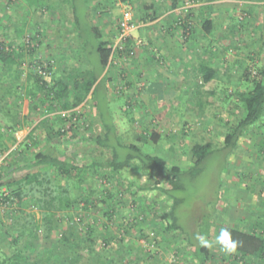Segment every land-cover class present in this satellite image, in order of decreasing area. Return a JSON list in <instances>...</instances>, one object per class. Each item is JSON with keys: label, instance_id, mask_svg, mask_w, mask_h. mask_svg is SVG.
<instances>
[{"label": "rangeland", "instance_id": "obj_1", "mask_svg": "<svg viewBox=\"0 0 264 264\" xmlns=\"http://www.w3.org/2000/svg\"><path fill=\"white\" fill-rule=\"evenodd\" d=\"M74 4L0 0V41L4 38L14 47L22 64L0 65V262L22 251L29 264L46 256L47 264L165 263L174 254V238L206 237L213 222L228 217L224 207L239 204L254 220L258 217V225L264 223V203L256 198L260 190L264 195V142L259 146L264 141V117L241 138L244 151L222 149L229 127L246 116L242 94L251 90V82L264 68V3L181 0L174 6L172 0H86L83 8L78 4L84 34L93 25L102 33L101 42L113 50L103 74L102 93L106 87L107 97L99 100L101 109L92 95L75 108H65L67 100L73 102L70 94L44 98L43 82L69 85L72 75L92 69L77 39ZM208 19L214 23L211 34L203 28ZM122 22L137 23L140 29L120 51ZM205 64L217 71L207 83ZM246 69L252 74L250 81ZM36 71L42 83L32 76ZM102 113L111 117L122 145H136L170 166L193 168L192 146L212 143L201 172L185 174L182 189L174 191L181 201L176 209L182 228L178 233L167 230L163 217L174 204L160 191L166 181L154 171L103 167L60 176L49 165L37 166V153L79 167L109 163L111 148L96 143L105 135ZM29 177L38 180L29 182L25 179ZM21 180L23 199L14 196V182ZM240 224L244 231L254 225L248 218ZM73 232L81 236L76 248L64 242V236ZM90 249L95 251L91 255Z\"/></svg>", "mask_w": 264, "mask_h": 264}, {"label": "trees", "instance_id": "obj_2", "mask_svg": "<svg viewBox=\"0 0 264 264\" xmlns=\"http://www.w3.org/2000/svg\"><path fill=\"white\" fill-rule=\"evenodd\" d=\"M72 1H75V4L71 5V7L73 10V16L75 18V24L78 29L77 39L82 42L84 53L88 58L92 69L80 71V73L72 75L69 85H63L60 82H56L55 85L53 84L50 86L43 82L44 92L47 93V97L44 96V98L52 99V96L56 99H60L62 97L64 98L66 94H70L73 96V102L71 103L69 102L70 100H67V102H65L67 107L65 108H75L84 103L89 95H92L95 102V107L97 109H101L103 105L99 100H102V97L104 96L107 97L106 87L104 93H102L104 90L103 87L105 85V78L103 77V74L110 65L113 50L111 47H108V44L101 42L102 33L93 25L89 27L90 32L88 34H84V29H82V24L78 15V0ZM172 1L174 6H177L178 2L181 0ZM208 1L213 2L216 0ZM255 1L264 3V0ZM213 24V21L210 19L204 21L203 28L207 34L212 33L214 28ZM1 40L0 65L11 68L14 66H22L21 62L19 61L21 55L18 54L13 46L7 45L4 38ZM202 70L204 74V81L206 83L212 81L217 73L216 69L207 64L202 66ZM247 71L248 70L246 69V78L250 81L252 74ZM32 76L34 79H37L39 83H42L39 72H34ZM251 84L253 85L251 90L245 92L241 96V101L245 106L246 116L239 121L237 126L229 127V131L225 138V149H234L244 133L250 128L256 126L264 117V68L258 73V79L254 82H251ZM68 98L69 97H67V99ZM2 107L5 109L4 106ZM109 117V114L106 117L102 113L100 119L104 126L105 135L104 137H99L96 139V143L99 146L111 148L114 154L113 159L109 163L105 164V166L91 164L85 167H79L70 165L59 157L45 155L42 153H37L35 155V158L37 159V166L49 165L54 168L60 176H71L74 173L80 174L82 170L103 167L112 168L114 171H122L127 169L129 166H133L137 172L143 171L147 173L154 171L157 176L162 177L166 181V188L161 189L160 191L163 192L169 199H171L174 204L172 209L169 212H165V216L163 217L165 220H168L167 230L171 232L182 229L180 226V219L176 213V209L180 205L181 201L178 199V197H175L174 191L182 189L180 180L185 174L190 173L193 176H196L201 172L203 163L212 154V143L194 144L192 146V153L195 157L194 167L189 170H185L178 166H170L164 159L160 157L144 153L142 148L136 145H122V143L117 140L118 138H116L118 134L117 127L111 120V117ZM33 131H35V129ZM33 131L29 134V138L32 137L31 134ZM61 132H63V130H61L60 133ZM157 137V132H153L152 138L154 141H157ZM124 150L127 151V153L123 157ZM152 176H154V174ZM1 179L2 178L0 176V181ZM25 179L27 181L29 180V182L38 180L36 177H29ZM22 183L23 180L20 182H14V188H17L14 189V196L23 199L25 192L22 190V188H20ZM53 217L54 215H52V218ZM262 224L263 223H261V225ZM52 229L53 227L50 229V231H52ZM229 231L232 233L234 239L241 242L237 250L238 253L243 255H252L260 259L264 257V228L259 227L246 232H239L235 229H229ZM80 237V233H67L64 236V242L65 244H72L73 248H76L77 240L80 239ZM89 239L90 234L87 236V238H85V242H89ZM90 247L92 248V246ZM94 252L95 251L93 249H90L89 254L91 255ZM204 252H207V248L202 249V253ZM44 261L45 264L49 263L48 256H46L45 259L36 260L35 264H43L42 262ZM0 264H29V262L24 256V253L22 251H18L12 257L0 262Z\"/></svg>", "mask_w": 264, "mask_h": 264}, {"label": "crops", "instance_id": "obj_3", "mask_svg": "<svg viewBox=\"0 0 264 264\" xmlns=\"http://www.w3.org/2000/svg\"><path fill=\"white\" fill-rule=\"evenodd\" d=\"M36 2V0H34ZM50 3L58 2L60 0H46ZM78 4L84 6L86 4V0H78ZM83 8V7H82ZM72 9V7H71ZM73 14V10H72ZM73 19L75 21V18L73 16ZM78 35V33H77ZM251 129V128H250ZM248 131V130H247ZM246 131V132H247ZM246 132L244 133L243 136L246 135ZM242 136V137H243ZM241 137V138H242ZM239 139L236 147L234 149H242L244 151L245 143H243V139ZM246 141V140H245ZM248 142V141H246ZM263 140L259 142V146L263 144ZM226 142L224 146H222V149H225ZM250 146H248L246 149H249ZM242 159V157H239ZM240 159V160H241ZM242 160L239 165H241ZM237 167V166H236ZM238 175V174H237ZM233 175V176H237ZM239 176V175H238ZM247 191V190H246ZM242 194L243 191H240ZM247 196V195H246ZM255 195H253L254 197ZM262 199V203H264V195L261 194V190L259 192V195L256 196V198ZM254 199L251 196V200L253 201ZM261 201V200H260ZM262 205V204H261ZM264 206V204H263ZM248 208V207H246ZM236 209H239V204L235 205V207H224L222 209L223 213H225L228 217H221V220L219 222H213L214 224L211 226L209 234L206 236L210 241H212V247L207 248V252L202 253L203 247L200 246L199 242H196V239H188V238H179L176 237L173 240L172 245V250L174 254L172 255V258L168 259V261L161 262L158 264H264V257L263 258H257L252 255H243L241 253L235 252L232 254L225 253L221 251L220 246L215 243V238L219 234L220 229L227 228V229H235L239 232H246L244 231V224H240L245 220V218H248L249 222L254 224L252 226V229L254 228H264V223L261 225H258L256 221H258V217H254L255 220L253 219V216H250L248 214V209L246 210H240V213L237 215L236 214ZM255 216V215H254ZM252 219V220H251ZM245 223V222H244ZM250 227V226H249ZM254 227V228H253ZM248 228V225L246 229ZM172 240V238H171ZM176 251V252H175ZM165 260V259H163ZM167 260V259H166Z\"/></svg>", "mask_w": 264, "mask_h": 264}, {"label": "clouds", "instance_id": "obj_4", "mask_svg": "<svg viewBox=\"0 0 264 264\" xmlns=\"http://www.w3.org/2000/svg\"><path fill=\"white\" fill-rule=\"evenodd\" d=\"M197 241L203 248H211L212 241L203 235L196 236ZM215 243L220 246L221 251L225 253H235L237 252L241 242L233 238L232 233L227 228H221L219 234L215 238Z\"/></svg>", "mask_w": 264, "mask_h": 264}, {"label": "built area", "instance_id": "obj_5", "mask_svg": "<svg viewBox=\"0 0 264 264\" xmlns=\"http://www.w3.org/2000/svg\"><path fill=\"white\" fill-rule=\"evenodd\" d=\"M139 29L140 25L137 23L122 22L120 24L117 38V45L120 46V51H123V45L127 43L131 39V36H133L134 32ZM130 54L133 55V51H130Z\"/></svg>", "mask_w": 264, "mask_h": 264}]
</instances>
